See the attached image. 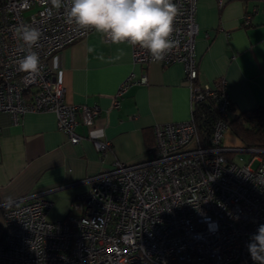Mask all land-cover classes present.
<instances>
[{
  "label": "built area",
  "instance_id": "built-area-1",
  "mask_svg": "<svg viewBox=\"0 0 264 264\" xmlns=\"http://www.w3.org/2000/svg\"><path fill=\"white\" fill-rule=\"evenodd\" d=\"M174 2L181 9L172 35L178 46L160 62L183 63L191 118L156 124L146 160H116L87 178L89 188L72 201L63 219H48L51 202L43 197L10 202L4 212L0 264H256L246 245L264 224V149L223 143L230 103L227 82L197 80L198 0ZM218 2L223 5L224 0ZM32 9L26 18L25 12ZM251 18V12L245 13L244 24ZM19 25L42 32L37 46L30 49L18 39ZM93 31L70 24L64 9L53 8L51 0H0V111L9 112L15 121L29 111L54 112L58 129L70 142H81L85 137L76 131L80 110L96 117L101 109L68 103L61 73L50 60ZM30 51L39 54L40 75L18 70L17 62ZM132 54L135 63L153 62L138 45L132 46ZM135 83L147 84V73L131 72L121 82L114 106ZM216 93L221 118L203 141L194 106ZM91 139L102 155L109 152L110 140ZM237 152H250L252 158H234Z\"/></svg>",
  "mask_w": 264,
  "mask_h": 264
},
{
  "label": "crops",
  "instance_id": "crops-1",
  "mask_svg": "<svg viewBox=\"0 0 264 264\" xmlns=\"http://www.w3.org/2000/svg\"><path fill=\"white\" fill-rule=\"evenodd\" d=\"M247 12L252 18L246 25ZM196 21L197 80L213 84L225 79L238 111L264 105V0H224L223 5L198 0ZM50 64L61 73L68 103L99 106L101 112L95 117L80 110L76 131L85 138L75 144L58 129L54 112L29 111L15 121L0 111V237L10 202L43 197L51 202L48 219H63L72 201L89 188L87 178L116 160H146L156 124L192 116L181 62L135 63L132 45L107 43L93 31L54 53ZM131 72H146L148 83L132 84L114 106L117 90ZM92 137L111 141L106 155L95 148ZM225 139L228 145L239 144L230 132Z\"/></svg>",
  "mask_w": 264,
  "mask_h": 264
},
{
  "label": "clouds",
  "instance_id": "clouds-1",
  "mask_svg": "<svg viewBox=\"0 0 264 264\" xmlns=\"http://www.w3.org/2000/svg\"><path fill=\"white\" fill-rule=\"evenodd\" d=\"M51 4L55 9L63 8L67 21L77 28L94 30L112 44L138 45L148 51L153 62L163 61L178 46L172 35L181 9L174 0H51ZM15 35L31 49L38 45L42 32L19 25ZM17 63L20 72L41 74L35 51ZM246 247L256 264H264V224L250 236Z\"/></svg>",
  "mask_w": 264,
  "mask_h": 264
},
{
  "label": "trees",
  "instance_id": "trees-1",
  "mask_svg": "<svg viewBox=\"0 0 264 264\" xmlns=\"http://www.w3.org/2000/svg\"><path fill=\"white\" fill-rule=\"evenodd\" d=\"M217 98L216 93L215 96H210L206 101L194 106L198 135L203 141H207L212 136L214 125L221 118L216 108ZM224 119L228 123V130L225 134L230 132L239 141V144L232 146L264 149V105H259L250 110L238 111L230 99L228 114ZM225 134L223 143L227 144ZM260 154L264 157V152H260ZM0 242H2V236Z\"/></svg>",
  "mask_w": 264,
  "mask_h": 264
},
{
  "label": "rangeland",
  "instance_id": "rangeland-1",
  "mask_svg": "<svg viewBox=\"0 0 264 264\" xmlns=\"http://www.w3.org/2000/svg\"><path fill=\"white\" fill-rule=\"evenodd\" d=\"M35 9H32V10H30V11H27V12H25V16H26V18H28L29 16H30V14L34 11ZM237 156H241L245 161H249L251 158H252V155H251V153L250 152H237L236 154H235V156H234V158L235 157H237ZM257 161L256 162H253L252 163V167H256L257 166ZM2 230V228L0 229V231Z\"/></svg>",
  "mask_w": 264,
  "mask_h": 264
}]
</instances>
